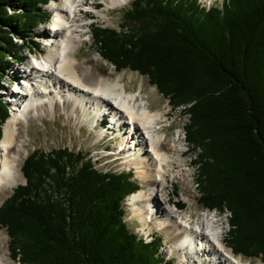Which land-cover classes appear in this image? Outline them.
Segmentation results:
<instances>
[{"label":"trees","instance_id":"trees-1","mask_svg":"<svg viewBox=\"0 0 264 264\" xmlns=\"http://www.w3.org/2000/svg\"><path fill=\"white\" fill-rule=\"evenodd\" d=\"M50 1L0 0V86L5 57L24 58L12 34L28 37ZM123 22L135 27L94 30L103 56L147 75L173 107L188 105V140L203 147L201 204L230 210L236 253L264 255V0H134ZM9 117L0 96V141ZM22 172L0 223L25 264H172L161 238L149 244L127 227L122 203L138 187L127 173L105 175L64 149L33 151Z\"/></svg>","mask_w":264,"mask_h":264},{"label":"bare ground","instance_id":"bare-ground-1","mask_svg":"<svg viewBox=\"0 0 264 264\" xmlns=\"http://www.w3.org/2000/svg\"><path fill=\"white\" fill-rule=\"evenodd\" d=\"M109 1L113 8L127 2ZM216 1L215 4L218 3ZM98 2L104 3L103 0H62V3L51 0L42 5L50 17L37 22L31 33L37 36L42 34L43 43L49 47L47 54L39 59L36 53L41 54L42 47L40 51H33L29 45L26 46L25 39L29 36L12 34L24 58L19 62L14 55H8L11 60L7 58L9 62L0 86V96L13 106L10 117L3 125L0 141V190L7 193L22 181L19 162L21 152H27L24 144L29 139L28 126L31 123L44 124V119L60 117L61 111L69 120L75 117L83 120L93 118L94 123L100 120L99 115L105 111L112 117L122 114L125 122L132 123L134 135L140 131L144 136L130 141L127 138L131 131L119 133L118 128L109 129L113 138H117L115 148L125 146L128 159L124 161L115 152L104 154L105 159L110 156L118 166L117 169H111L112 166L100 171L120 173L135 167V176L138 175L141 188L126 197L129 210L126 221L131 224L138 222L134 225L135 233L146 243L161 238V253L166 260H176V264H214V259L220 256L230 264L249 263L240 260L241 256L235 257L232 248L225 242H229L228 238L225 239L226 223L220 220L229 214L231 218L230 210L213 213L217 208L198 206L203 195L200 179L202 163L199 162L202 153L199 151L195 157L191 154L186 128L191 120L185 126L186 132L180 126L177 128V138L167 141V134L162 128L171 126L174 121L168 123V114L150 108L144 96L146 91H129L122 75H94L93 69L100 60L108 65L109 61L103 56L77 57L80 46L92 39V25L99 21L97 17L110 8L105 3L98 8ZM202 4L206 5L205 2ZM210 5L208 0L207 7ZM104 19L110 20V17L104 16ZM16 63L21 64L23 69H10L9 64ZM111 66L116 67L115 64ZM33 95L40 96L29 99ZM138 95H141V99L137 98ZM187 106H184L186 111ZM140 140V144L134 147L135 142ZM191 143L198 149L195 143ZM144 149L145 152H142ZM102 154L97 153L98 156ZM93 165L97 169L94 162ZM191 182L199 195L194 199L182 192L183 188L191 187ZM229 224L228 235L234 228L230 219ZM9 260L21 264L19 257ZM0 264H4L1 257Z\"/></svg>","mask_w":264,"mask_h":264},{"label":"rangeland","instance_id":"rangeland-1","mask_svg":"<svg viewBox=\"0 0 264 264\" xmlns=\"http://www.w3.org/2000/svg\"><path fill=\"white\" fill-rule=\"evenodd\" d=\"M58 1H60V3H62V0H58ZM103 1H104L105 5H108L110 7V1L109 0H103ZM218 1H220V0H218ZM132 2H133V0H129L127 3H125L121 6L117 5V6H115L116 8L110 7L109 10H106V11H104V13H101V15L97 17L99 19V21L92 25V33H93L92 39L90 41H86L87 43L84 42L81 51L79 50L80 53L78 51L77 57H80V59H83L82 57H86V56H99V57L103 56V54H101L102 53L101 44L98 43L97 41H95V36H94V30L96 28H98V26H99V28H104V29L106 27L108 29H114L118 33H125V32H127L128 28H130V29L134 28L135 24L131 23L129 25V27L127 28V26L124 27L126 23L123 22V17L125 15V13L131 9ZM104 3L98 2L97 3L98 8L102 7L104 5ZM48 8H50V6H48ZM16 12H18V11H15L12 7L9 8V13L13 14ZM104 16L110 17V20L104 19ZM49 17H50V13L48 15V18ZM17 18H19L17 23H18L20 29L23 31L24 30V18H23V16H19V17L16 16V17H13L12 19L15 21ZM100 20H101V22H100ZM14 23L17 24L16 22H14ZM97 24H98V26H97ZM30 31L31 32L29 33V37L27 39H25V40H27L26 46L28 47V45H29V47L33 51H35V50L40 51V49L42 47L41 54H39L38 52L36 53V57L39 59L42 56L47 54L49 47L45 46V44L43 43L42 37H44V36H42V34H39V36H37L36 34H31L33 32V28ZM29 41H30V43H29ZM36 41H38V42H36ZM98 50L100 51V53L98 52ZM25 52H27V51L25 50ZM5 58L6 59L9 58V60H11V58L8 56H6ZM107 61H109V60H107ZM111 64H113L111 61H109L108 65H107L106 63L104 64L102 60H100L97 63L96 67H94L93 74L96 76H98V75H105V76L112 75L114 77H116L118 75H122L123 80L125 81L127 89L129 91H134V92L138 91L139 92V90H142V89L144 91H146V94L144 96L148 100V104H149L150 108L152 110H155V111L161 110L162 112L164 111L165 114H168V117H169L168 123L171 121H174V124L172 123L171 126H165L164 128H162L165 130V132L167 134V141L168 140L171 141V140H174L175 138H177V128L178 127L182 126L184 128V132H186V128L188 130V127L185 128V126H187V124H189L190 120L192 121V118H191V116H189L186 113L187 111L185 110V107H184L185 105L180 104V105H182V106H179L180 108H177V109L172 108V106H171L172 103L171 102L169 103V97L163 95L157 89L156 86L152 85L150 80H149V77L147 75H143V74L139 73L137 70H132L131 68H125L123 70H119L118 68L116 69V67L115 68L112 67ZM14 65L9 64L10 69H12V68H16L17 70L19 68L23 69L21 64L16 63ZM185 104H189V103H185ZM182 116H184V117H182ZM66 117L67 116L65 115V112L61 111L60 117H57V118L50 117L48 119H44V124L43 123H41V124L31 123L28 126L29 139L24 144L27 152L26 151L21 152L19 167H20V171H21V175H22V181L18 185H22V184L26 183L25 176L22 172V165L25 161V158L28 156V154L32 153L35 149L36 150H43L45 152H51L52 150H55L57 148V146L61 145L62 143L72 142L74 148H77V147H79V145H81L83 147V151L85 152L82 154L83 159L94 162L96 167L101 169V170L106 169V167L111 168L112 166L113 167L111 169H117L118 165H116V163L112 160V158L110 156H108V158L105 159V155H103V154L100 156L97 155L98 152H101V149L103 147H106V145H108L106 141L103 142L102 139L100 138L101 137L100 128H96L95 130H92L89 128V126H86V123L88 120L76 118L73 121V120H69V118L67 119ZM92 119L93 118H91L90 120H92ZM81 124H82V126L80 128ZM182 137L184 138V134ZM194 143H195V146L198 147V149L195 148L191 142L189 144L192 148L191 154L195 157L197 155V153H199V151L201 153H203V147H202V145L200 146V144H197L196 142H194ZM113 144H115L114 145V147H115L117 143H113ZM192 145L194 148L192 147ZM199 146L201 147V149L199 148ZM75 152H78V150ZM200 157H201V159H200ZM200 157H199V162L202 163V165H203L204 157L202 156V154ZM96 158H99L100 160L95 161ZM133 175H134V173H133ZM130 180L133 181L135 184L136 183L138 184L137 189L141 188V184H140L141 182H139L138 175L137 176H135V175L130 176ZM136 180H137V182H136ZM18 185H16L12 190H9L7 193H4L2 190H0V206L3 204V202L7 198H9L14 193V189ZM202 193H203V191H202ZM122 205H123V208L125 211L123 218L127 224V227L130 230L135 232L134 225L138 222L134 221L131 224V223H128L126 221V215L129 212L126 198L124 199ZM198 206L203 207L204 205H202L200 202L198 204ZM215 208L222 209L220 207H213L211 209H215ZM215 210L216 211L213 210L212 212L213 213L214 212L215 213L220 212V210H217V209H215ZM229 219H230V214L228 216H222L221 220H220V221H223L226 223L224 231L227 234V237L225 239L228 238V240L230 239V237L228 235V230L230 228ZM160 235H163V237L165 238L163 233L162 234L160 233ZM225 242L230 247V245L227 243L228 241L226 240ZM9 243H10V236L8 233V229L6 226H3L0 223V257H1L2 261L4 262V264L5 263L6 264H14L13 261L10 262V260H9V258L14 257L12 255V252L10 251ZM4 250H5V252H4ZM232 250H234V249H232ZM236 255H238V254H236ZM174 256L176 258L178 257V255H175V254H174ZM240 256L242 257V260H244V261L246 260L247 262L250 261L252 264H264V255H262V254L259 256H256V257H247L243 254H240ZM18 257L20 258V256H18ZM18 257H16V258H18ZM20 261H21L20 262L21 264L22 263L25 264L21 259H20ZM173 262H172V264H176L177 261L175 260ZM214 264H230V263L226 262L225 258L220 256L219 258L214 259Z\"/></svg>","mask_w":264,"mask_h":264},{"label":"built area","instance_id":"built-area-1","mask_svg":"<svg viewBox=\"0 0 264 264\" xmlns=\"http://www.w3.org/2000/svg\"><path fill=\"white\" fill-rule=\"evenodd\" d=\"M114 8H116V7H114ZM57 148H63V149H66L67 148V149H69L71 151L72 150H83V147L81 145H79V147H77V148H74L72 142L62 143L61 145L57 146ZM97 170L100 171L99 168H97ZM182 192L185 193V195H190L191 198H193V199L195 197H199V195L195 193V187H194V183L193 182H191V187H189V188H183L182 189Z\"/></svg>","mask_w":264,"mask_h":264}]
</instances>
